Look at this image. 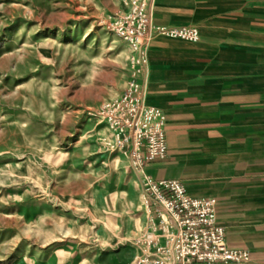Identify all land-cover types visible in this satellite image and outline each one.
<instances>
[{
    "label": "rangeland",
    "instance_id": "rangeland-1",
    "mask_svg": "<svg viewBox=\"0 0 264 264\" xmlns=\"http://www.w3.org/2000/svg\"><path fill=\"white\" fill-rule=\"evenodd\" d=\"M182 26L197 37L167 32ZM174 42L192 67L253 81L262 127L264 0H0V264H111L119 251L133 264L142 173L160 157L135 168L106 103L136 83L166 145L148 72Z\"/></svg>",
    "mask_w": 264,
    "mask_h": 264
},
{
    "label": "crops",
    "instance_id": "crops-1",
    "mask_svg": "<svg viewBox=\"0 0 264 264\" xmlns=\"http://www.w3.org/2000/svg\"><path fill=\"white\" fill-rule=\"evenodd\" d=\"M173 44L169 59L149 65L147 97L165 111L166 151L145 172L178 179L192 197H214L227 245L246 249V264H264V124L254 125V82L192 67L184 45ZM119 259L122 251L107 257Z\"/></svg>",
    "mask_w": 264,
    "mask_h": 264
},
{
    "label": "built area",
    "instance_id": "built-area-1",
    "mask_svg": "<svg viewBox=\"0 0 264 264\" xmlns=\"http://www.w3.org/2000/svg\"><path fill=\"white\" fill-rule=\"evenodd\" d=\"M126 36L125 31H121ZM173 36L197 37L193 27L167 29ZM132 86V87H131ZM137 84L106 105L107 123L116 144L142 173L141 164L163 156V114L145 105ZM147 218L134 236L133 264H246L248 252L230 247L216 222V201L192 197L178 179H154L142 173Z\"/></svg>",
    "mask_w": 264,
    "mask_h": 264
}]
</instances>
